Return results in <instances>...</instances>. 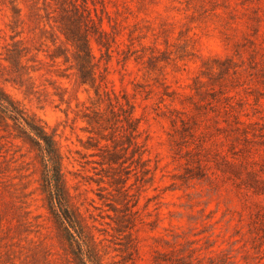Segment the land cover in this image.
Listing matches in <instances>:
<instances>
[{"label": "rangeland", "instance_id": "obj_1", "mask_svg": "<svg viewBox=\"0 0 264 264\" xmlns=\"http://www.w3.org/2000/svg\"><path fill=\"white\" fill-rule=\"evenodd\" d=\"M0 99V264H264V0H0Z\"/></svg>", "mask_w": 264, "mask_h": 264}, {"label": "trees", "instance_id": "obj_2", "mask_svg": "<svg viewBox=\"0 0 264 264\" xmlns=\"http://www.w3.org/2000/svg\"><path fill=\"white\" fill-rule=\"evenodd\" d=\"M1 100V99H0ZM30 127V129L32 130V132H34V134L36 135V137L39 140H42L45 143V150L49 151V152H53L54 154H57V151L55 150L54 147V141L53 138L51 137V135H49L44 129L41 128H37L34 127V125H32L31 123H27ZM60 174V170H59V163H56V167H55V177H59ZM59 179L58 181H55V188L57 189L59 187ZM51 185L53 186V183H51ZM53 197H55V194H52Z\"/></svg>", "mask_w": 264, "mask_h": 264}]
</instances>
